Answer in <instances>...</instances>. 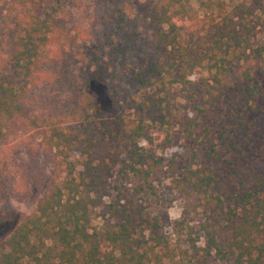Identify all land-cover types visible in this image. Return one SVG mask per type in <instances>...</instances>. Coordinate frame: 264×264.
Segmentation results:
<instances>
[{
	"label": "trees",
	"instance_id": "1",
	"mask_svg": "<svg viewBox=\"0 0 264 264\" xmlns=\"http://www.w3.org/2000/svg\"><path fill=\"white\" fill-rule=\"evenodd\" d=\"M103 2L89 42L62 22L76 0H0V184L13 124L35 129L55 166L0 242V264H264V162L248 159L264 124V42L251 40L264 0H157L141 14L132 0ZM102 80L129 92L115 118L89 93ZM40 82L62 94L35 95ZM177 138L189 161L177 174L170 156L161 183L187 209L163 230L110 184L156 196L166 158L145 146Z\"/></svg>",
	"mask_w": 264,
	"mask_h": 264
},
{
	"label": "rangeland",
	"instance_id": "2",
	"mask_svg": "<svg viewBox=\"0 0 264 264\" xmlns=\"http://www.w3.org/2000/svg\"><path fill=\"white\" fill-rule=\"evenodd\" d=\"M135 13L146 12L157 0H132ZM78 6L76 7V5ZM76 5L70 7V12L64 18V27L71 28V32H79V37L87 38L93 42L101 30L102 23L107 17L109 3L103 0H76ZM68 7V5H67ZM191 12L201 16L203 13L198 6L192 2ZM69 15V16H68ZM253 32L251 40L253 43L264 42V15L251 23ZM202 74V73H201ZM62 89L57 86H48L42 82L35 84L33 92L41 98L60 97ZM91 91V92H90ZM94 100L95 108L109 118H115L117 108L115 103L129 94L128 90L115 85L109 80H102L93 84L89 90ZM124 103V102H123ZM128 114H131L128 112ZM6 147L8 152L5 175H2L3 183L0 191L6 196L0 199V242L3 241L19 223L21 217L31 214L38 202L49 189L54 178L55 166L53 152L43 143L40 134L30 127L13 124L7 130ZM253 152L248 154V159L253 168H257L264 162V124L259 123L252 132L250 140ZM182 139L177 138L169 147L163 143L159 145H146L148 154L154 158L165 157L163 167H157V174L153 175L157 195L147 197L143 192L136 189L128 193V184L124 183L118 176L111 179L110 191L113 195L119 192L126 195L149 216H157L158 224L163 230H169V224L179 219L184 209H187L185 199L178 193H170L163 187L161 179L170 170L168 158L173 156L176 161L177 174H180L181 166L189 161L181 146ZM198 160H201L200 158ZM151 161V159H149ZM135 184L137 181L135 180ZM131 193V194H130ZM195 217L194 212L187 215ZM195 219L193 222H196ZM102 220L94 214L92 226H99ZM199 244H201L199 242ZM202 245V244H201ZM210 264H218L212 262Z\"/></svg>",
	"mask_w": 264,
	"mask_h": 264
}]
</instances>
